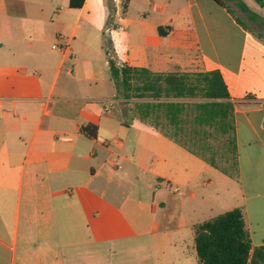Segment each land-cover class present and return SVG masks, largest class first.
Listing matches in <instances>:
<instances>
[{
  "label": "crops",
  "instance_id": "1",
  "mask_svg": "<svg viewBox=\"0 0 264 264\" xmlns=\"http://www.w3.org/2000/svg\"><path fill=\"white\" fill-rule=\"evenodd\" d=\"M122 1L74 9L69 0H0V264H174L170 255L185 264L184 238L172 235L189 230L194 244L202 222L183 200L168 214L161 186L145 192L153 190L146 175L179 197L201 185L206 198L195 207L241 209L252 246H264V36L251 29L264 24L258 11L228 0L237 18L224 0L233 14L213 0H152L155 17L145 18L154 22H141L139 43L120 59L114 49L102 53L97 35L121 18ZM108 57L153 73L219 72L234 105V175L125 121Z\"/></svg>",
  "mask_w": 264,
  "mask_h": 264
},
{
  "label": "trees",
  "instance_id": "2",
  "mask_svg": "<svg viewBox=\"0 0 264 264\" xmlns=\"http://www.w3.org/2000/svg\"><path fill=\"white\" fill-rule=\"evenodd\" d=\"M83 1L69 0V7L81 8ZM213 1L233 14L221 0ZM254 1L264 6V0ZM106 53L110 54L109 50ZM108 68L116 98L132 105L126 113L130 111L140 122L154 128L212 167L226 175H234L235 158L230 163V173L220 168L214 158L207 159L189 146V143L194 146L199 143L206 145L209 136L206 129H213L223 136L229 135L228 144L235 152L232 125L234 105L219 72L153 73L128 65L118 66L111 57H108ZM160 119L165 120V124H161ZM189 126L192 127V133H188L191 137L185 139L181 133L188 132L185 128ZM89 129L91 127L86 126L82 131L89 134ZM89 136L94 138L95 133ZM220 161L223 163L226 160ZM193 229L198 264H264V246H252L239 208L196 224Z\"/></svg>",
  "mask_w": 264,
  "mask_h": 264
},
{
  "label": "rangeland",
  "instance_id": "3",
  "mask_svg": "<svg viewBox=\"0 0 264 264\" xmlns=\"http://www.w3.org/2000/svg\"><path fill=\"white\" fill-rule=\"evenodd\" d=\"M175 1H177L178 4L182 2V0H175ZM152 2H153L152 0L122 1L121 4L123 6L122 8L124 10V13L122 14V16H120L121 18L119 20L112 19L113 20L112 23H110V20L107 19L106 25L109 26V23L112 24L111 28H109V33L106 35H103L102 33L97 35V38L99 37L102 53L106 54V50H108V48H111L115 50L114 54L118 58L121 59L122 57L126 55L127 52H129V49L131 48L132 45L134 44L137 45L139 43V34L142 28L141 22H144L147 19L145 18L146 14H149L151 16L155 15L153 13L151 14L149 10L150 4ZM224 2L226 5L230 6L231 10H234V14L236 16L237 15L236 8H238L236 3L228 2V0H224ZM238 2L241 4H244V6L246 5L247 7H249L250 12L252 11L251 8H254L255 11H258L256 15L260 17V20L262 21V23H264V7H260L259 5H257V3L254 0H238ZM109 9L112 12L113 8L111 5ZM242 18L245 19L243 16ZM125 19H127L128 22H126ZM146 22L153 23L154 20H152L151 18H148ZM114 25L119 26L120 28L115 29ZM251 29L256 30V32L264 36V24L259 25L258 23H254V25L253 24L251 25ZM226 31H227V34L233 33V30L230 29V26L228 25L226 27ZM201 42H202L203 48H206L203 39ZM77 44H80L78 39L76 40L75 46ZM170 73H180V72L174 71ZM122 103L124 104L123 111L125 113L124 116H122V118L125 121H129V122L138 120L130 111L126 113L127 110H129L132 107V105L127 104L124 101H122ZM160 122L161 124H165V120L163 119H160ZM232 125H233V122H232ZM178 127L180 129L181 125H179ZM187 128L188 129L185 128V130L186 131L188 130V132H182L183 134L181 133V135H183L185 139H188L189 137H191L188 135V133H192V127L189 126ZM172 129L174 130V128ZM206 131H208L209 133V136L207 137V140H206V145H204V143L203 144L199 143L196 146H194L189 143V146L195 151L204 154V156L207 159L214 158L215 162L220 166V168L231 173L232 168H231L230 163H233L234 158H235V153H234V150L232 149V146L228 144L229 135L223 136L219 133L214 132L213 129H206ZM220 159H223L226 161L222 163ZM149 161L151 162L150 164H154L152 159H149ZM131 179L134 183L138 182L133 176H131ZM146 183L151 184V186L153 187V190L148 189L145 191L149 196H152L154 193H158L159 187L161 186V191H162L161 193L163 194V196L166 198L168 202L166 206V212L168 214H170L172 210L175 209V207L177 206V204H179V201L181 200H183L185 203L184 207H186L187 203H189L191 208H195V213L190 214V217L192 218L193 221H197V222H204L206 220H209L210 218L212 219L216 217L217 215L223 214L222 212L223 210H225L224 208H226V207H220V206L216 208L209 207L207 209L203 206L195 207L196 203L199 201V197L204 196L206 198V189L203 190L201 185L199 184H193L191 186V191H188V190L185 191V194H186L185 197H179L173 194V191H172L173 188L169 187L168 185L162 184L157 178L153 176L146 175ZM210 191H212V188L208 189V192ZM190 192H196L197 198L191 200ZM163 226L165 228H169V225H166V223L164 222H163ZM182 231H183L182 234L172 235V240L177 241L178 236H180L184 238V242L186 243L183 249L184 257L183 255H181V259H183V262L186 261L185 264H198L195 252L194 250H192V246L194 244L192 243V240L190 238L189 230L184 229ZM171 252H174V251H171ZM178 253L180 252L178 251ZM170 257L174 259V264H178L177 259H180L179 256L177 257V255L176 256L170 255Z\"/></svg>",
  "mask_w": 264,
  "mask_h": 264
},
{
  "label": "built area",
  "instance_id": "4",
  "mask_svg": "<svg viewBox=\"0 0 264 264\" xmlns=\"http://www.w3.org/2000/svg\"><path fill=\"white\" fill-rule=\"evenodd\" d=\"M54 50H57V51H63V50H66V47H62V46H53L52 47ZM178 190L175 189V192H177Z\"/></svg>",
  "mask_w": 264,
  "mask_h": 264
}]
</instances>
